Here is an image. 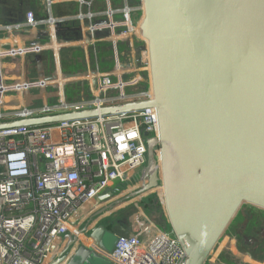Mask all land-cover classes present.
Instances as JSON below:
<instances>
[{
	"label": "water",
	"instance_id": "1",
	"mask_svg": "<svg viewBox=\"0 0 264 264\" xmlns=\"http://www.w3.org/2000/svg\"><path fill=\"white\" fill-rule=\"evenodd\" d=\"M142 3L139 32L149 41L142 49L150 55L153 101L5 122L0 130L155 108L159 136L146 141L144 181L156 178L161 164L170 227L187 253L186 264H207L244 206L264 211V0ZM0 12L8 22L3 7ZM27 12L21 4L14 23H23ZM148 190L143 186L125 198ZM102 225L89 231L98 251L79 248L71 264H115L100 252H111L117 235ZM64 240L52 264L67 260L78 242L77 236Z\"/></svg>",
	"mask_w": 264,
	"mask_h": 264
},
{
	"label": "built area",
	"instance_id": "2",
	"mask_svg": "<svg viewBox=\"0 0 264 264\" xmlns=\"http://www.w3.org/2000/svg\"><path fill=\"white\" fill-rule=\"evenodd\" d=\"M80 1L89 12L75 17L81 24L77 40L59 38L61 27L71 22L70 18L27 12L23 23L3 24L0 19V123L154 100L145 50L138 60L134 49L123 54L125 62L117 57V65L110 71L100 70L97 64L91 68L88 62L85 73L63 72L61 48L81 47L87 53L90 44L108 42L116 47L128 38L112 37L134 35L133 14L141 11L123 0L120 8L92 12L95 0ZM117 16L120 19L116 22L113 18ZM100 18L109 22L103 35L97 34L103 27L94 25ZM119 28L124 30L118 33ZM21 47L23 54L19 53ZM45 52L53 55L54 72L50 77L31 81L28 63L24 65L26 73L10 76L3 72L7 59L18 62L27 55ZM141 59L146 62L144 66L137 63ZM137 73L147 75L144 79L139 76L140 80L137 76L130 78ZM77 83L87 85L91 97L71 104L66 87ZM158 136L155 108L0 130V264H52L78 215L100 198L112 200L118 190L134 192L147 186L149 190L141 198L154 195L162 205L158 172L156 178L144 181L146 141ZM139 168H143L142 180L136 178ZM131 227L130 234L118 235L111 252L100 253L115 264H186L187 253L173 232L162 230L142 212L131 219Z\"/></svg>",
	"mask_w": 264,
	"mask_h": 264
},
{
	"label": "trees",
	"instance_id": "3",
	"mask_svg": "<svg viewBox=\"0 0 264 264\" xmlns=\"http://www.w3.org/2000/svg\"><path fill=\"white\" fill-rule=\"evenodd\" d=\"M100 1V0H99ZM99 3V7L93 8V12L102 8V4ZM129 4L133 7H140V0H128ZM123 5V0L112 1L113 8H120ZM142 11V10H141ZM136 12L133 14V22L137 26L138 22L142 17V12ZM140 24V23H139ZM138 24V26H139ZM77 23L69 22L61 27L59 32V38L64 40H77L81 37V31L76 29ZM137 26V27H138ZM124 29L119 28L118 33ZM37 39V36H34ZM138 41V40H136ZM37 42V40H36ZM139 42V41H138ZM131 45L128 41L118 42L116 47L113 43H100L95 46L94 49L89 50L88 54L81 47H72L64 49L61 53V64L63 72L67 75H75L79 73H85L88 69V62L91 68H96V64L100 70L110 71L117 65V57L119 61L125 62L126 57L123 54H129ZM88 58V59H87ZM31 65L36 69H39L34 60L30 61ZM42 68L47 72V76L50 77L54 72V60L51 52H45L42 58ZM129 72V71H128ZM132 72V71H131ZM144 76L147 73H143ZM142 87H147L145 84L141 83ZM87 85L81 83L72 84L66 87V97L69 103H78L83 98L89 99L90 94L88 93ZM37 92V91H36ZM37 93H40L38 91ZM113 95L117 94V91L112 92ZM160 196L162 197V205L157 203V199L154 195H149L139 202V206L143 209L144 213L152 220L157 226H159L164 231H170L168 227H164L161 224V208L165 209L162 188H159ZM136 207L134 205H129L124 210L120 211L117 215L115 221H110L109 219L105 222L106 228L110 231H116L118 235H128L131 233V223L129 217L136 213ZM165 219L169 224L167 213L165 212ZM243 225L241 229L237 226ZM231 230V235L238 240V250L249 255L253 260L258 262L264 261V236H262V231L264 230V211L256 209L254 207H245L243 211L237 216L233 224L229 228ZM230 230H228L226 235H230ZM248 237L249 241L245 242V238ZM256 241L251 242L252 239ZM250 243V244H249ZM231 258V255H228ZM222 261L225 263V259L222 257ZM211 264V263H207ZM227 264V263H226ZM230 264H236L232 261Z\"/></svg>",
	"mask_w": 264,
	"mask_h": 264
},
{
	"label": "crops",
	"instance_id": "4",
	"mask_svg": "<svg viewBox=\"0 0 264 264\" xmlns=\"http://www.w3.org/2000/svg\"><path fill=\"white\" fill-rule=\"evenodd\" d=\"M89 1V0H87ZM99 0H95L93 2L91 11L93 12V8L99 7ZM107 7L104 9L99 8L98 11H107L109 9H113L112 7V1L111 0H105ZM0 8L3 7L5 9V12L9 14V21L5 22L0 14V19L3 24H13L14 20L16 19L13 14H16L20 10V5L23 4L24 9L28 10V12H34L36 16H42L43 14L49 13L53 18L59 19V18H70L74 23H77V28L78 30H81V24L79 21L75 20V17L78 16L79 14H87L89 12L88 6L87 5H82L80 0H0ZM50 3V4H49ZM141 6V4H140ZM1 13V12H0ZM120 17L117 16L113 18L114 21H119ZM105 20L104 18L96 19L94 21V25L103 27L101 28L97 34L98 35H103L106 33L104 30V26L99 24L98 22H101ZM18 24V23H14ZM129 37L128 34H125V36L121 38H126ZM95 48V46H94ZM20 54H23V48L22 50L19 51ZM88 54V52L86 53ZM88 59V58H87ZM39 61V59H37ZM36 65H40L39 63L36 62ZM20 70L21 72H24V65H20ZM30 68V65H29ZM135 192V191H134ZM133 193L132 192H124L121 193L117 196H113L112 200L106 199H101L97 201V204L95 205H89L87 208H85L80 215L74 220V226L71 228V237L72 236H77L78 242H76L73 250L78 249L79 242L82 244L79 246V248L83 249H93L95 251H98L96 245L94 244V241L92 239L91 233L89 232L91 229H93L94 225H102V222H104V225L106 226L105 222L109 219L110 221H115L117 218V215L120 211L124 210L127 208L129 205H134L136 207L137 212L134 213L130 218L132 219L135 215L141 214V212L146 216L144 213L143 209L139 206V202L142 201L144 198L148 197H137L133 198L130 201L126 200V196L129 194ZM119 200V201H117ZM109 206H112V208L109 210V212L105 213L104 216L99 217L95 222L91 223V218L97 216L99 213H101L103 210L108 209ZM96 212V213H95ZM104 218H107L105 221ZM131 219H129L131 223ZM99 223V224H98ZM106 228V227H105ZM107 229V228H106ZM80 231V232H79ZM86 231V232H85ZM85 232V233H84ZM89 232V233H88ZM131 232H132V227H131ZM235 237L233 235H226L222 238L220 244L218 245L216 251L212 254L211 260L209 263L211 264H230L232 261H235L236 264H256L257 262L252 260V258L247 255L243 254L238 250V246L236 243V240L234 239ZM86 240V242L84 241ZM235 241V247L238 252H234V247L231 245L232 242ZM221 246L220 245H223ZM73 252V251H72ZM240 254V255H237ZM231 255V258L228 256ZM242 255V257H241ZM244 255V256H243ZM225 259L222 261L221 258ZM248 257V260H246ZM260 263V262H259ZM260 264H264L260 263Z\"/></svg>",
	"mask_w": 264,
	"mask_h": 264
},
{
	"label": "rangeland",
	"instance_id": "5",
	"mask_svg": "<svg viewBox=\"0 0 264 264\" xmlns=\"http://www.w3.org/2000/svg\"><path fill=\"white\" fill-rule=\"evenodd\" d=\"M111 1H114V0H111ZM101 4H102V6H103V8L105 9L106 7H107V4H106V1L105 0H100L99 1ZM139 7V6H138ZM141 7V6H140ZM140 22V21H139ZM139 22H138V24H139ZM138 24H137V26H138ZM137 26H135V27H137ZM123 36H125V34H123L122 36H119V37H123ZM116 38H114V37H112V38H114L113 40H117V38H118V36H115ZM128 42H129V44L131 45H133V48H131L130 47V51H129V53H132V51H133V49H134V52H135V54H134V56H135V58H136V60H138L140 57H141V55H142V48H143V46H145V44H144V41H142L141 39H139L138 37H137V34L135 35V33H134V35H131V36H129L128 37ZM136 40H138V41H136ZM31 44V42H29V43H27V45H30ZM24 53V52H23ZM43 54L44 53H42L40 56H35V55H27L26 57H23L21 60H19L18 62L17 61H13V60H11V59H7V60H5L4 61V70H3V72H5L6 74L7 73H9L10 74V76H15V75H20L22 72H21V68H20V65H21V67H22V65H25V67H26V63H28L29 65H30V68L28 69V72H30V76H29V79L31 80V81H33V80H38V79H40L41 77H44V78H46V77H48L47 75V72H45L44 71V68H42L41 69V72H39V69H38V67H36L37 68V72H36V69L31 65V63H30V61L32 60H34V62L36 63H39L40 61H41V63H42V58H43ZM37 59H39V61L37 60ZM20 63V65H18ZM137 63H140V62H137ZM15 64V65H14ZM139 66L140 65H137V68H139ZM140 69V68H139ZM148 70V69H147ZM25 72V71H24ZM27 72V71H26ZM25 72V73H26ZM129 72H131V71H129ZM133 72V71H132ZM141 72H144V71H141ZM135 76H137V79L138 80H140V77L139 76H141V78L142 79H144V75L143 74H141V73H137L136 75H132L130 78L131 79H133ZM38 92V91H37ZM37 92H35V93H37ZM160 148L157 150V153L159 154L160 152ZM136 173H137V176H136V178H137V180H142V176H143V168H139V169H137L136 170ZM127 189H129L128 187H127ZM119 194H121V190H118V191H116V192H114L113 194H112V196H117V195H119ZM245 207H251V206H244L243 207V209L241 210V211H243L244 210V208ZM129 219H131L130 217H129ZM160 220H161V224H162V226H164L165 228L166 227H168V229L170 230V231H167L169 234H171L172 233V230H171V227H170V223L168 224V222L166 221V219H165V210H164V208L162 207L161 208V216H160ZM128 222H130V221H128ZM237 224V226H239V229H241V227L243 226V225H239L240 224V222L239 223H236ZM231 227V226H230ZM167 229V228H166ZM230 230V229H229ZM230 233H231V230H230ZM226 236V235H225ZM235 239V238H234ZM221 246H224V244L223 245H220V247ZM211 260V259H210ZM264 262V261H263ZM263 262H260V263H263Z\"/></svg>",
	"mask_w": 264,
	"mask_h": 264
},
{
	"label": "bare ground",
	"instance_id": "6",
	"mask_svg": "<svg viewBox=\"0 0 264 264\" xmlns=\"http://www.w3.org/2000/svg\"><path fill=\"white\" fill-rule=\"evenodd\" d=\"M140 9H141L142 11H144L143 3L141 4ZM139 30H140V24H139L138 27L135 28L134 33L137 34V37H138L139 39H141L142 41H144L145 45L148 47V45H149V41H148V39H146L145 37H143V36L140 34ZM114 38H116V37H114ZM114 38H112V39H114ZM118 38H120V37H118ZM118 38H117V39H118ZM126 38H128V37H126ZM126 38H122V39H126ZM19 41H20V40H18V42H19ZM36 43H37V42H36ZM0 44H2V43H0ZM21 46H22V43H21ZM22 48H23V47H21V50H22ZM1 53H2V50H0V54H1ZM144 56H145V58H146L147 60H149V63H150V55H149V51H148V49L145 50ZM147 69H148V71L150 72V70H151L150 66H148ZM157 172H158L160 178H162V168H161V164L158 165V167H157ZM161 183H162V181L158 182L157 184L160 185ZM157 188L159 189L160 186H157ZM161 188H162V194H163L164 205H165V209H166L163 183H162V187H161ZM102 199H104V198H102ZM166 213H167V217H168L169 223H170V225H171L170 217H169V214H168L167 210H166ZM84 241L86 242L85 239H84ZM81 245H82V244H80V242H79V246H81ZM79 246H78L77 251H76V250H73V252H72L71 255L68 257V259L65 260L62 264H71L72 259L74 258V256L76 255V253H77L78 250H79ZM237 255H240V254L237 253ZM243 256H244V255H243ZM241 257H242V255H241Z\"/></svg>",
	"mask_w": 264,
	"mask_h": 264
},
{
	"label": "flooded vegetation",
	"instance_id": "7",
	"mask_svg": "<svg viewBox=\"0 0 264 264\" xmlns=\"http://www.w3.org/2000/svg\"><path fill=\"white\" fill-rule=\"evenodd\" d=\"M112 232H114L116 235H117V237H118V233L116 232V231H112ZM250 239H252V238H250ZM250 244V243H249ZM233 247H234V252L236 251V252H238L237 251V249H236V247H235V241H233L232 242V244H231ZM246 260H248V257H247V259ZM253 260V259H252ZM254 261V260H253ZM257 262V261H256ZM256 264H260L259 262H257Z\"/></svg>",
	"mask_w": 264,
	"mask_h": 264
}]
</instances>
